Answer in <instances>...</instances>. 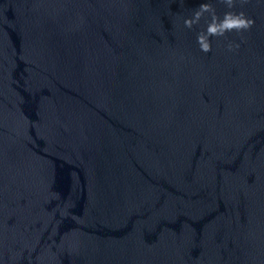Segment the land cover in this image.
I'll use <instances>...</instances> for the list:
<instances>
[{"label": "water", "instance_id": "1", "mask_svg": "<svg viewBox=\"0 0 264 264\" xmlns=\"http://www.w3.org/2000/svg\"><path fill=\"white\" fill-rule=\"evenodd\" d=\"M0 109L111 264H264V0H0Z\"/></svg>", "mask_w": 264, "mask_h": 264}]
</instances>
